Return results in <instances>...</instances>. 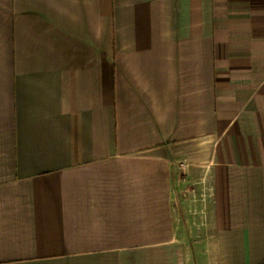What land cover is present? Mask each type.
<instances>
[{
    "label": "crops",
    "instance_id": "crops-1",
    "mask_svg": "<svg viewBox=\"0 0 264 264\" xmlns=\"http://www.w3.org/2000/svg\"><path fill=\"white\" fill-rule=\"evenodd\" d=\"M0 264H264V0H0Z\"/></svg>",
    "mask_w": 264,
    "mask_h": 264
}]
</instances>
